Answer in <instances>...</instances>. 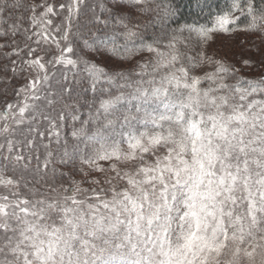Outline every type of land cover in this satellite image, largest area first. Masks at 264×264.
<instances>
[{
  "label": "snow or ice",
  "instance_id": "snow-or-ice-1",
  "mask_svg": "<svg viewBox=\"0 0 264 264\" xmlns=\"http://www.w3.org/2000/svg\"><path fill=\"white\" fill-rule=\"evenodd\" d=\"M174 14L156 0H0V49L23 32L36 70L0 110V264H264V73L182 56ZM217 24L264 45V0H233ZM94 172L112 174L107 188Z\"/></svg>",
  "mask_w": 264,
  "mask_h": 264
},
{
  "label": "rangeland",
  "instance_id": "rangeland-1",
  "mask_svg": "<svg viewBox=\"0 0 264 264\" xmlns=\"http://www.w3.org/2000/svg\"><path fill=\"white\" fill-rule=\"evenodd\" d=\"M57 1L58 3L60 2V0ZM153 7H155V5H153ZM173 17L174 15L167 21V26L170 30H175L177 28L183 30L184 35L177 36V48L182 56L195 57L196 59H199L200 54L206 50L210 54H215L217 59L223 58L227 62L235 65L237 68L246 70L249 73H255L257 75L264 73V64L260 63L262 52L261 50H258L264 49V45H259V41L250 36L248 33L226 30L209 31L208 39L207 41H204L203 37L199 33V29L201 28L185 25H172L171 21ZM41 27H43V25ZM36 30L39 31L40 29L37 28ZM149 30L152 32V29ZM28 43L31 42L28 41ZM33 47H35V44H33ZM248 58H251L250 64L246 67L243 61ZM184 63L187 65L188 61L185 60ZM20 68L24 69L20 75L21 80H13L14 84L7 82V77L1 74L0 71V77L3 75L0 79V106L2 101L5 99L15 104L16 100L14 99V94H11L12 91L15 90L14 88H17L18 85L23 84L25 79L31 80L32 74L36 71L35 69L29 70L27 65L25 68ZM211 70V67L206 68V71L208 72H211ZM197 74L202 76L203 72H199ZM7 75H10V73ZM1 119L2 118L0 117V120ZM122 148L126 149L127 143H122ZM105 175L112 174L107 172L103 174L99 172L93 173V176L101 181V186L107 188L108 185L103 184ZM84 186L87 187V185ZM256 260L257 264H259V255H257Z\"/></svg>",
  "mask_w": 264,
  "mask_h": 264
},
{
  "label": "trees",
  "instance_id": "trees-1",
  "mask_svg": "<svg viewBox=\"0 0 264 264\" xmlns=\"http://www.w3.org/2000/svg\"><path fill=\"white\" fill-rule=\"evenodd\" d=\"M25 2H28V0H25ZM232 2L233 0H156V3L159 4L162 8L163 7L170 8L175 13L171 21L172 25H185V26H193L198 28L203 27L209 30L211 29L222 30L219 28L217 24V17L225 14L228 11L229 7L231 6ZM21 12L25 16V21L23 22V26L29 27L30 24V21L28 20L29 13L27 12L26 9H21ZM19 14L21 13L18 12L17 15ZM237 15H239V13H237ZM8 23H12V21H8ZM6 26L7 25H4V27ZM244 28L245 25L239 24V25H233L232 28H229L226 31L245 32ZM29 30L31 31L32 29L29 28ZM0 31H2V29H0ZM149 34H151L150 30H149ZM0 43H5V41L0 39ZM25 44H28V40L25 39L23 32H21L20 35H17L15 37L14 45H12L9 49H0V71L1 74L7 77V82L9 83L14 84L13 80H21L20 75L22 74V72L20 73L19 68L20 67L25 68L26 66V64L23 62L25 58L24 53L27 51V49L24 47ZM17 46L20 49L24 50L21 52L20 56L6 57V54L10 53ZM13 60L16 61V68H17V73L15 74V77L10 70L7 73H5L4 71L6 66L9 69L12 68L11 61ZM9 73L10 75H7ZM242 74L244 78H258L260 75V74L257 75L255 73H249L246 70H242ZM14 89L16 90L17 88ZM15 90H13L11 94H14ZM3 106L4 105L2 101L0 110L3 109ZM0 117L3 119V116ZM118 131H120L119 127H118ZM123 131L125 132L124 136H116L115 138L117 140L122 141L123 144H126L130 139V137L127 135L129 129H124ZM131 131L133 135H138L140 131H146V129L144 128V126L137 124L134 126L133 129H131ZM67 134H68L67 131H65V135ZM52 166L56 167L58 170L67 171V169L62 168V166H60L58 162Z\"/></svg>",
  "mask_w": 264,
  "mask_h": 264
}]
</instances>
